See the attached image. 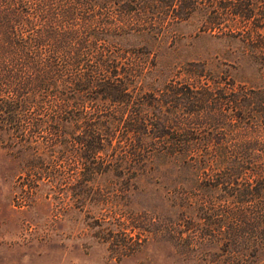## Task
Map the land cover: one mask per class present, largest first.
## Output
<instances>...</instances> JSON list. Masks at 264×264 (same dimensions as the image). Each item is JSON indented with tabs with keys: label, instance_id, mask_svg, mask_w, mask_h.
<instances>
[{
	"label": "trees",
	"instance_id": "trees-1",
	"mask_svg": "<svg viewBox=\"0 0 264 264\" xmlns=\"http://www.w3.org/2000/svg\"><path fill=\"white\" fill-rule=\"evenodd\" d=\"M184 35L217 50L161 64ZM0 144L119 212L122 256L167 240L264 264V0H0ZM142 179L160 205L140 211Z\"/></svg>",
	"mask_w": 264,
	"mask_h": 264
},
{
	"label": "rangeland",
	"instance_id": "rangeland-1",
	"mask_svg": "<svg viewBox=\"0 0 264 264\" xmlns=\"http://www.w3.org/2000/svg\"><path fill=\"white\" fill-rule=\"evenodd\" d=\"M192 29L189 24L178 28L186 35ZM186 35L171 47L163 43L158 53L161 64L217 50L211 38ZM243 71L249 75L252 68L245 65ZM162 72L166 77L167 71ZM25 167L0 144V264H214V260L221 264L228 256L205 248L207 254L202 257H189L177 253L167 240H149L135 254L122 256L117 246L122 242L121 230L129 225L114 220L119 212L83 203L81 195L52 187V178L37 182L41 177L29 176ZM144 180L130 199L131 207L140 211L160 205L154 186ZM34 185L39 188L32 189ZM217 241L226 244L230 240Z\"/></svg>",
	"mask_w": 264,
	"mask_h": 264
}]
</instances>
